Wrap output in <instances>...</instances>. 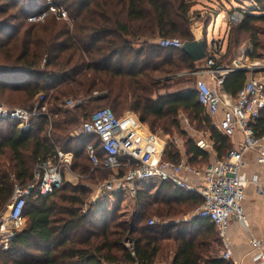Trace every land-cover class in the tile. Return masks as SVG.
<instances>
[{"label": "trees", "instance_id": "obj_1", "mask_svg": "<svg viewBox=\"0 0 264 264\" xmlns=\"http://www.w3.org/2000/svg\"><path fill=\"white\" fill-rule=\"evenodd\" d=\"M48 1L63 5L71 27L50 15L43 23L26 21ZM225 1L0 0V103L27 110L46 104V112L31 117L26 130L0 118V215L13 186L29 184L35 166L57 150L72 153L71 166L81 176L75 185L62 180L48 195L34 190L26 196L23 226L8 248L0 250V264L224 263L212 250L219 237L208 219L148 224V214L173 220L183 214V206L201 205L202 198L194 191L170 182L141 183L144 188L139 184L131 197L136 210L130 215L120 208L128 196L119 197L113 211L101 198L89 200L92 187L113 173L92 168L86 145L93 144L101 159L100 140L95 134L75 133V129L89 117L94 104L109 107L116 116L133 113L141 124L151 129L159 126L165 133L178 129L182 112L191 123L209 131L221 159L231 148L229 138L205 113L195 84L173 91L179 84L178 71L193 72L194 63L181 48L161 47L158 41L174 37L182 44L194 41L191 27L198 22L204 37L225 9ZM240 3L247 5L238 9L240 21L229 22L227 47L215 58L218 65L234 59L236 50L247 41L252 47L249 59H262L264 0ZM156 72L168 77H154ZM254 73L264 78V71ZM247 75L234 69L224 80V91L235 96ZM66 99L81 102L68 109L63 106ZM260 120L254 128L263 123ZM183 152L172 146L166 149L165 158L176 162L183 154L194 167L210 162L208 150L200 149L196 139L188 138ZM199 227L204 231L200 233ZM170 251L174 253L171 262H162L161 257L168 258Z\"/></svg>", "mask_w": 264, "mask_h": 264}, {"label": "built area", "instance_id": "obj_2", "mask_svg": "<svg viewBox=\"0 0 264 264\" xmlns=\"http://www.w3.org/2000/svg\"><path fill=\"white\" fill-rule=\"evenodd\" d=\"M51 13L58 18L67 19L62 7L48 1L45 8L30 13L26 21L41 22ZM241 18L240 12H232L228 16V22L236 23ZM158 43L165 48L182 46L177 38H161ZM236 67L237 65H218L215 58L210 57L205 60L204 67L190 72L192 75L207 74L212 80V85L204 80H197L195 88L199 103L211 119L221 113L216 122L218 129L227 136L236 131H240L243 136L236 148H230L217 161L199 167L189 165L184 158L172 162L165 158L167 142L158 133L141 124L133 113L126 112L116 116L109 107L103 106L92 111L78 129L79 133L95 134L100 140L104 153L101 159L93 144L86 145L92 168L110 170L113 173L111 177L100 182L97 198H101L106 205L109 198L123 195L134 197L139 184L147 182H170L181 189L194 191L200 195L202 202L193 217L208 219L213 224L221 242L219 257L226 261L232 257L226 236L229 217L235 216L246 225V217L241 207L244 198L240 178L244 165L243 153L255 150L256 162L264 165V132L258 133L254 128L264 110V80L247 78L238 93L232 96L224 91L223 84L227 75ZM38 98L42 100L43 97ZM80 102L66 99L64 107L71 109ZM44 112L46 104H37L33 109L27 110L0 103V118L17 123L23 130L29 128L31 117ZM196 145L203 150L213 148L212 141L206 138L198 139ZM72 160V153L57 150L53 157L35 166L29 184L21 186L16 183L13 186L6 210L0 215V250L8 248L15 232L23 225L22 211L26 196L34 190L42 196L50 194L61 184L63 173L70 169ZM121 169L125 171L120 175ZM185 174L191 175L192 179L189 180ZM259 192L264 196V189H259ZM149 224H153V220ZM251 245L259 252L260 259L264 260V239L252 240Z\"/></svg>", "mask_w": 264, "mask_h": 264}, {"label": "crops", "instance_id": "obj_3", "mask_svg": "<svg viewBox=\"0 0 264 264\" xmlns=\"http://www.w3.org/2000/svg\"><path fill=\"white\" fill-rule=\"evenodd\" d=\"M238 1L241 2V0H237V2ZM236 11L240 12L237 8L232 10V12H236ZM230 12H229V15L232 13ZM214 20L215 18L213 19V22H212L213 24H214ZM228 25H229V22L225 27H223L224 31L222 33L223 36H222V39L220 40L221 42L219 43V47H214V46L209 47L210 50L208 48L210 53L213 54L214 58L219 57L220 54H222L227 47L228 30H229ZM191 31L194 35L195 40L202 39L204 35L202 32V26H199V25L192 26ZM205 36L207 37V32L205 33ZM211 38H213V35ZM222 41L226 43V46L223 50H221ZM245 44L249 46V44L251 43L250 41H247L243 43L241 47ZM218 48H220V51ZM212 49L214 51H212ZM249 54L250 52L247 51V55H245L244 53L245 55L244 57L249 58ZM207 56L212 57L211 55H207ZM206 59L193 62L194 67H195L194 71H197L201 69L202 67H204ZM250 77L257 78V76L255 75L253 71L248 73L247 78H250ZM191 78H192L191 82L193 83V85L196 84L197 80H204L209 85H212V80L207 74H204V73L193 74ZM259 79L264 80L263 77ZM220 117H221V113H219L215 119H212L215 125H216V122H218V120L220 119ZM260 119H261L260 122L262 121L263 123L260 125L258 123L257 124L258 126L255 127L258 133H260L261 130L264 129V110L261 113ZM228 138L229 140H231L230 141L231 148H236L238 146V143L242 141L243 136L240 131H236L232 135L228 136ZM207 139H209V137ZM208 152L210 153V150H208ZM211 152L213 153V155L210 156L209 163L220 159V158L219 159L217 158V154L213 148L211 149ZM256 155H257V152L255 150H251V151H247L243 153V156H242L244 165L240 171V178L242 181L244 198L241 202V207L246 217V225L242 224L235 216L229 217L228 223H227L226 236H227V239L231 247L232 257L230 260H227V261L224 260L223 264H264V260H261L259 257V252L255 248H253L251 245L252 240L264 239V196L259 192V189H264V165L258 164L256 162ZM185 176L189 180L192 179V176L189 174H185ZM254 177L256 178V180H253ZM182 217L178 221L173 220L171 222L168 221V223H177L179 221H189L190 220L189 218L188 219L184 218L186 217L185 215ZM173 254L174 253L170 251L169 256L167 258V262H171Z\"/></svg>", "mask_w": 264, "mask_h": 264}, {"label": "rangeland", "instance_id": "obj_4", "mask_svg": "<svg viewBox=\"0 0 264 264\" xmlns=\"http://www.w3.org/2000/svg\"><path fill=\"white\" fill-rule=\"evenodd\" d=\"M224 4H225V9L219 11V14L217 15V17L214 20V24L211 23V25H209L208 31H207V40L209 41L210 38L213 35V39L215 41H217L218 44L221 42L220 40L222 39V36H223L222 35V33L224 31L223 27H225L228 24L229 12L232 11L233 9H235V8H237V9L245 8V6L247 5V3L246 4L245 3L241 4L239 1L237 2V0H228V1H225ZM61 7L65 10V12L67 14V19L58 18L52 13L49 14V15L51 17H54L55 20H64L71 27L72 26V22L69 19V15L67 13V10L63 7V5H61ZM48 17L49 16L45 17V19L43 21H41V22L43 23ZM195 25L196 26L199 25V26L203 27L201 22H198L197 24L195 23L193 26H195ZM260 26L264 27V23L260 24ZM174 38H178V37H174ZM260 39L263 42V46H264V35L261 36ZM225 46H226V43L222 41L221 50H223L225 48ZM209 50H210V48H209ZM251 50H252L251 44H249V46L247 44L243 45L241 48L236 50L235 58L232 59V60H230V59L224 60L223 61V65L224 66L235 67L236 64L239 63V66H241V67H251V68H253L254 69L253 72L254 71H256V72L261 71V69L264 68V48L260 52V56L262 57V59L261 58H256L254 60H250L248 57L247 58L244 57L245 55H247V51L251 52ZM219 51H220V48H219ZM244 53H245V55H244ZM153 75H154V77H158V78H160V77H168V76H166L167 74L160 73V72H156ZM176 75L179 78V79H176L177 81H179V84L173 86V91H178L180 89L193 87V83L191 82L192 74H190V72H188L187 70L183 69L181 71H178V73ZM256 76H257L258 79L262 78L261 77L262 75H260V74L256 75ZM103 106L104 105H95V104L91 105L89 110H88V112H92V111L96 110L97 108L103 107ZM178 121H179L178 129L174 130L173 128H171V130L168 129L169 132H166V133L159 126H156L153 129H151L146 124H144V126L147 127L149 130H151V131H153L155 133H158L161 138L166 140V142H167V148L166 149L167 150L171 149V147L174 146L176 149H179V151L181 153H184L183 150L185 148L186 141L188 140V138H193V139H196V141H197L200 138H204V139L206 138L207 139L209 137V135H210L209 131L206 130L205 128H203L202 126H197L193 122L191 123L190 117L187 114H185V113H182V112L179 113ZM79 127H77L75 129V133L78 132ZM181 131H184V134H182ZM230 141L231 140H229V142ZM209 155L210 156L213 155V153L211 152V149H210ZM180 158L186 159V157L183 154L181 155ZM72 166H70L69 170H67V171H65L63 173V181H66V182H69L72 185H75V184L78 183V181L80 180L81 176L76 174V172L73 170ZM99 184H100V182H98L96 184V186L94 185L92 187V192L89 195V200L95 201L97 199V196H98L97 187L99 186ZM144 186L145 185H142V184L140 185L141 188H144ZM154 187L155 186L152 187L153 191H154V189H153ZM134 202L135 201L131 197L123 198V200L120 202V208L122 209V211H125L124 213H128V215H130L136 210ZM118 203H119L118 197L117 198H109V199H107V204L105 205V207H107L110 211H113L115 209V207L118 205ZM183 207H184L183 214L174 216L173 220H177L178 221L184 215L186 216L184 218L192 219L193 215L196 214V212H197L198 208L200 207V205L197 204V205L191 206V204H188V205L183 206ZM147 219H148V224H149L150 220H153V224H164L165 222L168 223V221L169 222L173 221V220H168V219L163 220L161 217H158L156 215L153 216L151 214L147 215ZM200 228H202V227H199V229ZM202 231H204L203 228L201 229L200 233ZM197 233H199V232H197ZM215 236L218 238V233H217L216 229H215ZM220 247H221V242H220L219 239H218V243L217 244H212V250L215 252L214 253L215 256L219 255ZM169 248L170 247H168L167 250ZM166 256L164 254L161 257V261L162 262L167 260ZM0 263H2L1 259H0Z\"/></svg>", "mask_w": 264, "mask_h": 264}, {"label": "water", "instance_id": "obj_5", "mask_svg": "<svg viewBox=\"0 0 264 264\" xmlns=\"http://www.w3.org/2000/svg\"><path fill=\"white\" fill-rule=\"evenodd\" d=\"M246 1L248 2L249 0ZM213 46L219 47V44L213 38L208 41L207 37L204 36L202 39L182 44L181 50L189 57L192 62H197L206 59L207 57L210 58V56H207L208 48ZM236 65V70L246 71L248 73L254 70L251 67H239V63ZM261 71H264V68H262Z\"/></svg>", "mask_w": 264, "mask_h": 264}]
</instances>
